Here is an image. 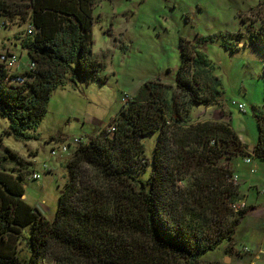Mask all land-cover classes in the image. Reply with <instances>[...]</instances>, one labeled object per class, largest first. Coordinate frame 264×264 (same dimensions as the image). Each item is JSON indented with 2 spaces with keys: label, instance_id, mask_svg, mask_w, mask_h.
Instances as JSON below:
<instances>
[{
  "label": "trees",
  "instance_id": "obj_1",
  "mask_svg": "<svg viewBox=\"0 0 264 264\" xmlns=\"http://www.w3.org/2000/svg\"><path fill=\"white\" fill-rule=\"evenodd\" d=\"M98 1L0 0L3 26L5 19L27 22L21 45L30 59V67L11 74L6 62L14 53L0 55L6 133L33 139L57 87L76 78L104 81V64L92 51ZM181 49L175 84L145 81L114 115L113 129L73 147L53 219L25 201L20 173L0 168V264H215L202 257L224 241L234 250L236 227L251 205L234 208L241 189L232 159L250 152L264 159V113H255L252 150L229 122H195V105L220 104V81L201 52ZM153 132L149 158L142 139Z\"/></svg>",
  "mask_w": 264,
  "mask_h": 264
},
{
  "label": "rangeland",
  "instance_id": "obj_2",
  "mask_svg": "<svg viewBox=\"0 0 264 264\" xmlns=\"http://www.w3.org/2000/svg\"><path fill=\"white\" fill-rule=\"evenodd\" d=\"M93 17L92 51L104 64L100 72L104 81L76 78L75 85L57 87L42 121L32 130L36 137L28 141L6 133L9 120L0 116V168L23 176L25 201L48 220L55 217L66 181L65 161L73 147L57 156H51L50 150L60 151L61 144L74 138L86 142L99 132H109L121 105L145 81L175 84L182 47L201 52L210 64L209 73L220 81V104L195 105L191 112L195 122L206 118L229 122L252 150L258 137L255 113H264V0H99ZM2 22L0 18V55L14 53L17 59L8 72L19 74L30 67L21 45L27 22L18 18L5 19L4 26ZM157 136L153 132L142 139L149 158ZM6 149L17 154L21 163ZM249 154L251 163L242 156L233 160L241 188L234 208L251 205L236 227L234 253L226 251L229 242L224 241L204 260L264 264V159ZM33 172L40 177L27 179V173ZM149 173L141 177L146 179ZM253 253L259 258L251 263ZM226 255H231V262L225 263Z\"/></svg>",
  "mask_w": 264,
  "mask_h": 264
},
{
  "label": "built area",
  "instance_id": "obj_3",
  "mask_svg": "<svg viewBox=\"0 0 264 264\" xmlns=\"http://www.w3.org/2000/svg\"><path fill=\"white\" fill-rule=\"evenodd\" d=\"M27 32L28 33H31L32 32V27L31 26H28V29H27ZM9 59L7 60V62H6V64H7V67H10V66H12L14 63H15V61H16V56L14 55V54H11V55H9V57H8ZM238 107H239V109H243L244 108V105L243 104H241V103H239L238 104ZM109 129H113V127L112 126H110L109 127ZM77 141V142H76ZM80 141V143H84V142H82L81 140H79V139H73V141L72 142H70V143H64V144H61L60 146H59V148H60V151L58 150V148H52L51 150H50V152H49V154L51 155V156H57L58 154H60V153H62V152H66V151H68L69 150V147L71 146V147H77L78 145V142ZM88 141V140H87ZM250 161H251V159H250V157H245V162L246 163H250ZM235 176H237L236 174H235ZM40 177V175H39V173H37V172H33L32 174H31V176H30V178L31 179H37V178H39ZM238 177V176H237ZM238 179V178H237ZM233 180L236 182V180H235V177L233 176Z\"/></svg>",
  "mask_w": 264,
  "mask_h": 264
},
{
  "label": "crops",
  "instance_id": "obj_4",
  "mask_svg": "<svg viewBox=\"0 0 264 264\" xmlns=\"http://www.w3.org/2000/svg\"><path fill=\"white\" fill-rule=\"evenodd\" d=\"M210 118H206V119H203V120H209ZM210 120H212V119H210ZM247 157V156H246ZM236 158V157H235ZM251 159V158H250ZM233 160H234V158L232 159V162H233ZM244 161H245V157H244ZM234 163V162H233ZM250 163H251V161H250ZM236 172V171H235ZM237 173V172H236ZM238 175V174H237ZM239 176V175H238ZM239 183H241V181L239 182ZM241 189V188H240ZM243 191V190H242ZM245 196H246V194H244ZM247 204V203H246ZM233 242H234V240H233ZM234 253V252H233ZM253 255V258H252V262L251 263H254V261H255V259H257L256 257H258V256H256V257H254V253L252 254ZM259 258V257H258ZM224 261H225V263H229V262H231V255H230V257H229V255H226L225 257H224ZM264 261V260H263Z\"/></svg>",
  "mask_w": 264,
  "mask_h": 264
}]
</instances>
